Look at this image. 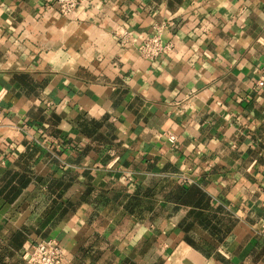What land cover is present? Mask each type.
Instances as JSON below:
<instances>
[{"label":"crops","instance_id":"crops-1","mask_svg":"<svg viewBox=\"0 0 264 264\" xmlns=\"http://www.w3.org/2000/svg\"><path fill=\"white\" fill-rule=\"evenodd\" d=\"M260 78L264 0H0V264H264Z\"/></svg>","mask_w":264,"mask_h":264},{"label":"built area","instance_id":"built-area-1","mask_svg":"<svg viewBox=\"0 0 264 264\" xmlns=\"http://www.w3.org/2000/svg\"><path fill=\"white\" fill-rule=\"evenodd\" d=\"M81 0H55L56 5L61 14L71 15L77 8ZM122 40H127V36L131 35L128 30H123L119 34ZM173 44L168 41L164 42L162 34L158 29L157 32L144 37L138 44V50L144 58L154 59L162 55L164 52L171 50ZM258 85L264 84V79L257 80ZM167 139L171 143H175L176 135L173 132H167ZM261 234L264 237V220L261 224ZM27 264H63L64 249L61 243L54 238H44L35 241L30 248L23 254Z\"/></svg>","mask_w":264,"mask_h":264}]
</instances>
